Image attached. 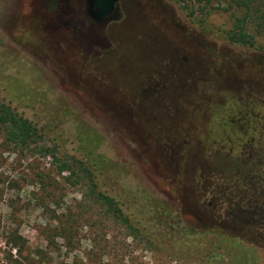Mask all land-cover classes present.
I'll return each mask as SVG.
<instances>
[{"label": "rangeland", "instance_id": "obj_1", "mask_svg": "<svg viewBox=\"0 0 264 264\" xmlns=\"http://www.w3.org/2000/svg\"><path fill=\"white\" fill-rule=\"evenodd\" d=\"M37 6L0 0V104L50 133L64 160L85 156L81 132L88 146L90 134L100 136L97 153L110 169L95 180L98 190H121L138 206L126 222L94 199L74 167L75 175L60 176L59 162L11 146L0 125V264H264V37L250 22L254 48L229 40L246 11L232 0H120L122 20L110 27L118 36L107 33L88 51L68 36L57 40L51 19L37 25ZM174 49L191 71L187 104L180 90H167ZM115 50L126 77L89 86L88 73ZM152 72L163 79L150 89ZM199 81L225 83L235 96L219 89L201 107L192 87ZM246 110L249 139L227 120L219 125ZM180 116L189 120L174 128ZM179 221L192 237L162 235Z\"/></svg>", "mask_w": 264, "mask_h": 264}, {"label": "flooded vegetation", "instance_id": "obj_2", "mask_svg": "<svg viewBox=\"0 0 264 264\" xmlns=\"http://www.w3.org/2000/svg\"><path fill=\"white\" fill-rule=\"evenodd\" d=\"M41 3V7L38 8V6L36 7V9L34 10L35 12V17H34V21L37 23V25H40V23H42V21H44V19L49 18L51 19V31L53 32L52 34L56 37L57 40L63 39L64 37L68 36L69 40L71 42H76L77 46H83V45H87L88 46V51H91L92 49H94L95 45H101V41H105V37L106 34L108 33L109 37H115L118 36L116 30L117 28H110L113 24L117 25L121 22L122 20V16H121V8H120V0L118 1V4L116 6L115 11L108 15V16H101V11L97 8H92L91 7V2L92 0H38ZM118 31V30H117ZM135 31L137 33L138 31V27L135 28ZM117 38V37H116ZM136 38H139V35L136 36ZM152 41H154V38H152ZM102 47H106L104 44L102 45ZM154 50L158 49L156 48L157 45L155 44L154 46ZM177 49L174 50H170L171 51V57L169 58V60L165 63H175L172 66V70L169 76V80L172 77V80H170L169 82V87H167L169 90L170 87L174 88V90H180V97L178 100L182 101V104H187V101H190L191 98L187 96V90L186 89V85L189 81L185 80L188 74H191V71L187 70V68H183V66H181V64L186 65V56L185 55H181L180 53H178L176 51ZM86 51V50H85ZM84 51H82L81 53L83 54ZM102 51L97 52V55H101ZM155 55H151L153 56L155 59L157 58L156 53L157 50H155ZM81 54V55H82ZM103 54V53H102ZM150 54H152V51L150 52ZM84 57V61H87L85 56ZM102 57V56H101ZM121 57V56H120ZM104 58V59H103ZM118 58H119V54L118 52L112 53L108 55H104V57H102L103 61L99 62L100 65H102V69L98 70V66H94L93 68H95L92 72L88 73V82L87 84L90 85H101L100 87H105V88H109V87H115L118 85V83L122 82L123 79V75L128 74V67L119 64L118 63ZM116 62V63H115ZM124 66V67H122ZM167 66V65H166ZM182 69L183 71L181 72H177L176 70ZM113 69V70H112ZM195 69L197 70V67H195ZM195 70V77L199 76L200 77V72ZM120 74L121 79L119 80V82H115L116 79H118V76ZM153 76H152V85L147 87L152 89L154 86H158V84L160 83V81L158 82L159 78L163 79V77H159L157 76V80L155 79L154 76V72H152ZM164 74V73H163ZM165 74H167L165 72ZM157 75H160L159 72H157ZM174 76V78H173ZM124 78V77H123ZM168 78V77H166ZM181 79H184V82L180 85V81ZM187 81V82H186ZM132 84L134 86L139 87V81L138 78L136 79L135 82H132ZM165 85V84H164ZM197 90H198V98L201 100V107L206 106V103L210 100L213 99V93L216 90H223V93H227V94H231L233 96H235V94H233V90L231 88L226 87L225 83H213V82H202L199 81L194 82L193 86H196ZM242 85V87L240 88V90H242V94L245 96H249L250 95V88L248 87L247 84H240ZM175 86V87H173ZM163 88H165V86H163ZM150 90L148 89V92ZM171 91V90H170ZM185 91V92H184ZM208 91H212V96L209 99V95L207 97V92ZM173 93V92H172ZM248 94V95H247ZM164 94L163 92L160 93V96L162 97ZM160 97V98H161ZM167 97V98H166ZM170 96L165 95L164 96V101L169 100ZM159 98V99H160ZM235 98V97H233ZM150 100L152 99V101L154 102V98H149ZM167 99V100H166ZM209 99V100H207ZM148 100V98L146 99ZM207 100V101H206ZM149 101V100H148ZM152 101H150L149 103H152ZM186 101V102H185ZM206 101V102H205ZM248 110L245 111V113L243 114L242 117L239 116H234V115H229L228 118L221 120L220 121V126L221 128L226 127L225 123L226 120L230 123L233 124L234 127L237 128V130L242 131L243 134V139L246 138L247 136H249V134H251L250 130H251V122L249 117V114L247 112ZM247 113V114H246ZM176 119V118H175ZM189 119H187L186 116L182 117L180 116L179 119L175 120L174 123H177L176 125H174V128L177 127H182L185 126V124L188 122ZM223 121V123H222ZM258 121V120H257ZM263 120L259 121V124H262ZM180 127V128H181ZM206 131H204L205 133ZM233 134H235L233 132ZM251 137V135H250ZM250 137L246 138L249 139ZM249 141V140H248ZM186 142V141H185ZM203 141H201L200 137H199V143L202 144ZM247 142V141H246ZM246 142L241 145V148H244V145L246 144ZM187 148L190 147V145L186 144ZM229 147L230 151L232 149H234V145L228 144L226 146H223V148H227ZM222 148V146H221ZM183 151V150H182ZM212 219H215L217 221L216 217H211ZM243 222H245V220H243ZM264 224V222H262V225Z\"/></svg>", "mask_w": 264, "mask_h": 264}, {"label": "trees", "instance_id": "obj_3", "mask_svg": "<svg viewBox=\"0 0 264 264\" xmlns=\"http://www.w3.org/2000/svg\"><path fill=\"white\" fill-rule=\"evenodd\" d=\"M232 3L240 9L246 11L243 18L238 19L235 30L229 34V40L234 44H241L246 47L254 48L256 46V34H252L248 30V23H253L259 28V33L264 37V0H232ZM264 51V45L260 48ZM0 125L4 127L6 132L7 142L14 147L38 149L40 156L43 158H52L53 161L60 163L59 175L69 173L75 175L76 171L79 173V182L88 180L92 183V195L94 199L109 206V208L119 217H122L126 222H130L126 211L134 210L138 202L133 201L129 195H124L121 190L114 193H104L98 190V184L95 182L97 177L102 176L110 168L102 155L97 153L99 145L102 143L100 136L90 134L89 146L85 145L87 141L86 135L81 132L79 135V142L81 143V152L84 157L81 159L70 158L72 161L64 160L58 155L57 145L50 137V133L41 129L37 123L18 114L10 105L0 104ZM73 164V165H71ZM76 169V171L73 169ZM120 202V203H119ZM121 204V205H120ZM247 207L250 208L252 202ZM139 208L143 214L146 213V207L139 204ZM129 214V213H128ZM132 224V223H131ZM161 228L162 235L166 233L172 238L176 239L178 236H193L194 232H189L183 223L179 221L177 224H169L166 230Z\"/></svg>", "mask_w": 264, "mask_h": 264}, {"label": "water", "instance_id": "obj_4", "mask_svg": "<svg viewBox=\"0 0 264 264\" xmlns=\"http://www.w3.org/2000/svg\"><path fill=\"white\" fill-rule=\"evenodd\" d=\"M119 0H92L91 7L97 8L101 11V16H108L112 14Z\"/></svg>", "mask_w": 264, "mask_h": 264}]
</instances>
